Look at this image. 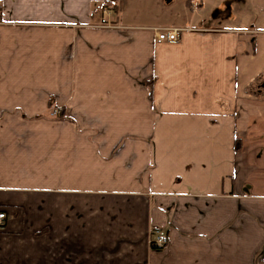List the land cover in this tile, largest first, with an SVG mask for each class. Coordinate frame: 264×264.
<instances>
[{"label": "crops", "instance_id": "obj_1", "mask_svg": "<svg viewBox=\"0 0 264 264\" xmlns=\"http://www.w3.org/2000/svg\"><path fill=\"white\" fill-rule=\"evenodd\" d=\"M129 1L0 0V264H264V0Z\"/></svg>", "mask_w": 264, "mask_h": 264}, {"label": "rangeland", "instance_id": "obj_2", "mask_svg": "<svg viewBox=\"0 0 264 264\" xmlns=\"http://www.w3.org/2000/svg\"><path fill=\"white\" fill-rule=\"evenodd\" d=\"M161 1L171 0H130V5L125 14L131 17L130 14L133 13L132 6L136 3L137 21H147L152 17L157 23H160L164 22L163 20L166 19L169 11L179 10V7H182L183 0H175L172 6H164ZM259 28L263 31L253 34L254 42L251 41V38V42L247 43V53L239 55L240 80L251 83L253 89L258 87L264 78V25Z\"/></svg>", "mask_w": 264, "mask_h": 264}, {"label": "built area", "instance_id": "obj_3", "mask_svg": "<svg viewBox=\"0 0 264 264\" xmlns=\"http://www.w3.org/2000/svg\"><path fill=\"white\" fill-rule=\"evenodd\" d=\"M103 19L101 26L103 27H113L112 21L110 19L112 9L110 6H104L101 9ZM184 29L182 28H157L155 29L156 40L157 42H167L171 44L178 43L181 40L182 33ZM6 218L5 213H0V226L3 224L4 219ZM167 243V238L164 236H157L151 241V244L156 247H163Z\"/></svg>", "mask_w": 264, "mask_h": 264}, {"label": "trees", "instance_id": "obj_4", "mask_svg": "<svg viewBox=\"0 0 264 264\" xmlns=\"http://www.w3.org/2000/svg\"><path fill=\"white\" fill-rule=\"evenodd\" d=\"M104 6H109V5L108 4H105ZM237 148H238V144H237ZM153 246L156 247L155 245H153ZM157 248H161V247H157Z\"/></svg>", "mask_w": 264, "mask_h": 264}]
</instances>
